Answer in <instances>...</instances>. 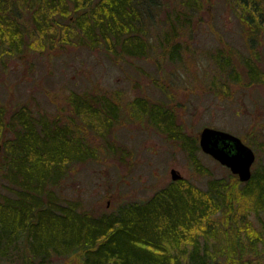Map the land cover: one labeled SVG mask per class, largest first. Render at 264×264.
Wrapping results in <instances>:
<instances>
[{"label":"trees","instance_id":"trees-1","mask_svg":"<svg viewBox=\"0 0 264 264\" xmlns=\"http://www.w3.org/2000/svg\"><path fill=\"white\" fill-rule=\"evenodd\" d=\"M235 9L248 43L264 29V0H225ZM194 3V2H193ZM178 59L177 35L190 18L162 0H0V72L26 52L59 47L85 48L110 62L146 59L156 46ZM192 10V7H186ZM187 21V22H186ZM158 29V28H157ZM250 40V41H249ZM253 45L250 56H255ZM221 74L238 79L229 54L215 56ZM259 57V56H258ZM249 84H264V73L246 60ZM248 84V85H249ZM109 94L67 98L69 113L47 118L26 106L8 112L0 105V262L51 264L74 258L78 264H254L264 261V170L235 185L212 178L204 189L181 179L144 201L119 204L92 216L67 203L56 190L75 165L96 160L99 149L120 155L111 133L123 118ZM135 119L149 121L176 141L190 163L196 141L175 124L173 115L144 99L125 106ZM199 170V169H198ZM258 221L254 226L249 215Z\"/></svg>","mask_w":264,"mask_h":264},{"label":"rangeland","instance_id":"rangeland-1","mask_svg":"<svg viewBox=\"0 0 264 264\" xmlns=\"http://www.w3.org/2000/svg\"><path fill=\"white\" fill-rule=\"evenodd\" d=\"M162 1H171L174 10L190 17L187 29L177 35V61L162 56L155 41L168 28L159 23L163 7L155 19L158 29L149 28L150 42L156 47L146 59L113 63L101 53L65 46L43 54L26 52L0 72V105L8 112L26 106L35 116L67 115L68 95L84 92L109 94L123 107V118L111 133L120 155L109 156L99 149L96 160L75 165L56 189L67 203L92 216L109 213L125 202L148 199L172 182V169L201 189L212 178L237 182L210 156L198 150L196 166L176 141L149 121L130 117L125 106L136 98L170 112L197 146L204 127L238 137L255 154L252 172L264 170V84H249L243 65L250 59L264 73V29L259 42L248 43L235 7L225 0ZM219 51L229 54L238 79L220 73L214 60ZM248 218L254 226L259 224L253 215ZM251 261L264 264L259 259ZM51 264L78 261L53 259Z\"/></svg>","mask_w":264,"mask_h":264},{"label":"water","instance_id":"water-1","mask_svg":"<svg viewBox=\"0 0 264 264\" xmlns=\"http://www.w3.org/2000/svg\"><path fill=\"white\" fill-rule=\"evenodd\" d=\"M198 147L202 153L237 176L240 183L251 178L255 154L238 137L222 130L204 127L198 135ZM170 176L171 181L182 179L174 169L170 171Z\"/></svg>","mask_w":264,"mask_h":264}]
</instances>
